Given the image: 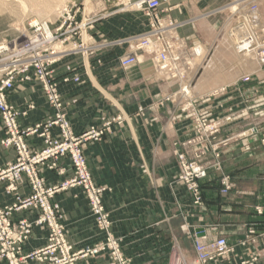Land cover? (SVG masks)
Listing matches in <instances>:
<instances>
[{
	"label": "crops",
	"instance_id": "crops-1",
	"mask_svg": "<svg viewBox=\"0 0 264 264\" xmlns=\"http://www.w3.org/2000/svg\"><path fill=\"white\" fill-rule=\"evenodd\" d=\"M221 2L169 0L170 11L161 13L162 16L168 14L174 19L187 22L177 28L178 32L190 44L201 43L210 49L206 65L213 58L216 61L217 57L223 62H230L222 54L231 53L227 51L229 37L219 39L222 31L221 17L218 13L212 14ZM165 7L166 4L161 6L163 9ZM126 17L125 13L114 12L112 17L104 21L97 20L89 29L92 35L87 31V40L92 37L97 40L103 37L131 40L146 29L147 22L143 17L139 24L135 23V19L132 22ZM123 50L124 47L111 50L101 57L100 64L96 62L97 56L84 60L78 71L80 81L61 83L59 92L67 117L77 135L98 123L102 115L110 116L121 111L126 117L121 125L114 123L111 133H106L100 140L84 142L82 150L93 181L110 187L103 194L102 200L112 219V232L122 237L121 248L130 259L129 264H167L174 244H178L184 258L189 260L194 256V240L216 237H224L229 244L235 245L236 256L220 257L213 264H237L255 254H262L256 264H264V241L254 246L242 247L237 244L252 222L264 220V216H257L254 211L255 206L264 205V147L259 145L260 135L257 134L264 125V119H259V111L262 109L259 100L264 94L259 91L257 82L246 84L237 79L253 70L232 77L238 72L241 62L238 59L239 62L232 69L219 72L221 81L214 82L213 77H208L206 85L197 89L194 87L195 94L204 95L198 106L208 116L220 117L224 122L223 134L244 132L222 153L224 170L232 177V188L227 194H220L219 183L210 175L201 185L202 205L196 206L184 188L174 180L177 162L172 153L174 142L184 141L191 136L190 120L179 115L172 104H158L162 94L172 89L173 85L158 80L147 58L127 68L119 66L118 56ZM79 61L80 57L75 55L56 63L54 67L57 76L65 63ZM224 79L235 80L226 85L224 92H214ZM6 96L18 110L26 109L29 104L34 105L25 116H18L17 122L21 128L34 124L52 112L41 88L34 81L16 83ZM139 105L146 108L144 116L137 115ZM250 129L253 132L250 133ZM56 132L55 128L52 129L53 135ZM3 136L0 118V140ZM26 140L33 149L42 146L41 140L35 136ZM14 158V149L4 148L0 144V168ZM57 165L63 169V175H58L57 169L49 170L46 166L37 168L47 186L59 184L72 173L68 158H60ZM148 173L152 175V181ZM4 185L5 182H0L1 205L14 201L13 195L4 192ZM18 191L23 196L30 193L25 178L18 186ZM52 201L59 203L63 211L65 236L73 250L103 237L95 226L81 189L75 187L58 192ZM35 214L31 210L16 211L11 220L32 218ZM198 231H202V234L198 235ZM47 234L45 226L35 227L23 245V252L43 247ZM107 261L108 257L102 255L81 259L77 264H105Z\"/></svg>",
	"mask_w": 264,
	"mask_h": 264
},
{
	"label": "built area",
	"instance_id": "built-area-1",
	"mask_svg": "<svg viewBox=\"0 0 264 264\" xmlns=\"http://www.w3.org/2000/svg\"><path fill=\"white\" fill-rule=\"evenodd\" d=\"M168 1L135 0L133 4L131 3L133 8H130L142 11L147 18L149 30L145 33L152 39L156 50L154 60H159L155 69L165 70V72L170 71L171 65H178L184 59L187 62L186 57L191 56L192 50H188L185 42L169 31L174 23L173 20L169 19L170 27H167L166 30L164 27L162 28L160 14L167 9L166 7L163 9L161 6L168 4ZM233 2L237 4L236 13L241 12L244 2H249L250 7L246 9V16H250V19L256 17V15H251L256 10V3L253 0H233ZM67 5L68 7L60 14L58 25L50 31L51 33L47 32L49 28L47 29L44 23L42 25L33 24L30 25L32 35L25 38L26 42L23 45L0 46V68L2 70L0 71V118L4 132L0 144L4 148H13L15 152L14 160L0 168V182H5L4 192L14 197V201L10 204H0V264H32L33 262L37 264H76L81 259L95 257L104 251L109 252L110 255V261L106 264H129L130 262L121 252L119 238L114 237L109 230V215L104 210L100 198L104 187L94 186L85 168L80 150L82 142L90 138H99L103 130L91 127L85 133L76 135L66 116L58 89L60 83L80 81L76 66L69 64L65 65V70L60 78L55 75L54 66L61 57L69 53L76 54L78 50L52 54L53 45L57 41L64 44L71 39L76 42V39L81 35L80 23L76 21L80 13V2L69 0ZM236 13L234 14L235 18L232 19L233 27L247 21L241 15L236 16ZM261 30V40L251 42L250 38L252 37L244 34L238 41L245 42L249 48L257 49L260 47L259 44L264 46V26ZM147 39H143L142 44H146ZM260 48L259 52L261 51L263 57L261 61H264V48ZM118 61L119 65L125 68L137 63L138 58L134 51H130L121 55ZM170 61L173 64L169 63ZM189 65L188 63L187 66L190 67ZM174 77L176 75L172 76V78ZM29 81H34L39 85L52 112L34 124L21 128L17 122L18 116H25L28 110L34 108V105L29 104L26 109L18 110L8 102L6 92L11 90L16 82ZM120 119L121 117L116 116L112 118V122H119ZM54 128L57 130L56 135L52 134ZM33 136L41 140L42 146L38 149L31 148L27 143L26 139ZM205 149L206 152H209L207 148ZM66 156L70 159L74 174L63 179L58 185L46 186L43 177L38 173V166H46L49 170L57 169L59 173H62L63 169L58 168L57 160ZM180 158H183L182 155ZM204 173V167L194 163L190 165V168L185 167L181 178L191 187L190 189L195 190L194 176H203ZM23 178L26 179L30 189V193L24 196L18 191V186L22 183ZM223 184L225 185L223 191H225L229 186L227 183ZM75 187L81 188L86 194L97 227L106 233L103 242L94 246H84L78 250H73L66 241L58 205L50 200L56 192ZM20 210H31L36 214L32 218L24 217L12 221V214ZM39 226H45L48 229L46 244L24 253L23 244L30 237L33 229ZM232 251L233 248L227 244L224 237L210 241H202L199 238L195 242L197 260L194 264H210L214 259ZM169 264H181V262H178V259H171Z\"/></svg>",
	"mask_w": 264,
	"mask_h": 264
},
{
	"label": "rangeland",
	"instance_id": "rangeland-1",
	"mask_svg": "<svg viewBox=\"0 0 264 264\" xmlns=\"http://www.w3.org/2000/svg\"><path fill=\"white\" fill-rule=\"evenodd\" d=\"M2 1L4 3H11V4L14 3L15 4L14 0H0V3H2ZM5 1H7V2H5ZM66 1H64V2H66ZM78 1L81 2V12H82V10L84 12V7H85L87 12L91 11L88 14V16L91 17L92 14L93 15L95 14L96 15L95 18L99 17L98 21H104V20L108 19L109 17H112V15H114V12L118 13V14H124L125 13L127 15L126 18L130 19L132 22L134 21L133 19H135L136 24H139L140 19H141V21L145 20V22H147L146 23V29L147 30L146 29L143 30L141 32V34L135 35L134 39H131V40H124L123 41V40H121L123 38L120 39V38H116V37L115 38H112V37L104 38L103 37V38L97 40L94 37H92L91 40L88 41L87 40L88 35H87V33H84L83 34L84 39H82V41H83L82 44H80L81 43L80 38L76 39V42L72 39L69 40L68 42H65L64 44H62V47L63 46L70 47L69 45L77 44V45L72 46L71 48L77 49L78 51L76 50L77 51L76 54L69 53V54L65 55L58 62H60L65 57L75 56V55L80 57V61L74 62V63H65L63 66V69L61 70V73L58 76H57L56 70H55L56 77L60 78V76L62 75V73L65 70L64 67L67 64H69L71 66H76L77 71H79V67H80V65H82L84 63V60H90V59L95 58L96 56L98 57L96 62L98 64H100L102 62L101 57L107 55L111 50L115 49L116 47H120V48L124 47L123 52L118 56V58L121 55L132 51V49H135V47H138V46L143 47V49L137 50V55L140 56V58H138L139 62L141 63L144 61L145 58H147L149 60V63H151L150 65H151L152 71L157 76L158 80L161 82H164V83L168 82V83H170L171 86L173 85L172 89H170L169 91L164 92L162 94V98L158 101V104H160V105L161 104L164 105L166 103L172 104L173 107L175 108V110L178 111L179 115H183L184 117H187L191 123V133H192L191 136L188 137L187 139H185L184 141H180V142L177 141V142L173 143L172 153L175 156L176 162H177V170L174 173L175 182L184 188L185 192L191 198L192 203L196 206L202 205L203 193H202L201 185H202L203 181L205 179H207V177L210 175H211L213 180H215L219 183V185H220L219 193L223 194V195L227 194L230 191V189L232 188L233 181H232L231 175L224 170L223 161H222V153H223L224 149H226L232 141L238 140L244 134V132L236 133V134H223L222 129L224 127V122L222 121V119L220 117L208 116L207 113L201 107L198 106V103L203 100L204 95L201 96V95L195 94L194 89L195 88L197 89V85H198L197 82H198L199 77L201 76L202 72L204 71V69H203L204 66L206 65V64H204L203 66L201 65L202 60L204 61L203 58H204V56H205L204 54L206 52V51H204V53H201V51L202 50H208V49L205 48L201 43H194V44L191 43L190 44L185 37H183L179 34V32H178L179 28H178L177 29V32H178L177 36L179 37V39H182L185 42L188 50H190V49L194 50L195 49V51H196L197 48L199 47V52L197 51V53H196L197 58H196V61L194 62L195 65H197V67L199 68V71L197 72V74H195L194 73L195 69L193 70L192 67L186 66V69L188 70V74L190 76L185 75L184 76V77H186L185 80L180 81L179 80L180 78H178V79H175L172 77L167 78L166 74L168 72H163L162 70L159 71V70L155 69V67H157V66H155L156 65L155 60H154L155 51H154L153 46L149 45V44L148 45L145 44V47H144L143 45H141L142 40L143 39L146 40V38H148L147 39L148 43L152 42V39L150 37H148L147 34L145 33L146 31L149 30V22H148L147 18L143 15V13L136 11V10H131L130 4L128 6H126L127 3H130V0H90L88 3H86L85 0H78ZM255 3H256V7H257V12L255 14L257 16L256 20H252L249 22L250 17L246 16V13H247L246 9L250 7L249 3L244 2V4L242 5V10H241L242 13L241 12L236 13V16L241 15L247 19V23L245 22L241 26H243V28H245L246 35H249V36L252 35V36H254V39L257 38V34L260 31V27L264 25V23H261V22H264V0H255ZM235 4H236V2H233V0H222L221 5L216 7V9L218 11L216 9H214L217 11L218 15L221 17V22H222L221 23L222 31H221V35L218 36L219 39L223 36L224 37L230 36L229 40H231V38L233 36V35L232 36L229 35V33L231 32V29L233 27V24H232L233 20L232 19L235 18V16L232 15L229 7H231V5H235ZM168 5H169V3H168ZM18 10L19 11H17V13H13V12L9 11V9H0V46L5 45V43H7L9 46V43L13 40L22 41L30 33V30H31L30 25H32L31 24L32 20L33 19H40V17L37 14H34V12H31V13L24 12L23 13V12H21V10L19 8H18ZM119 10L125 11V12H121V11L116 12ZM214 10L212 11L213 12L212 14H217ZM169 11L170 10H168L166 12H169ZM138 13L140 16H138ZM57 14L56 15L54 13L50 14L49 15L50 17L48 16L49 18H47L46 21L51 22V23L55 22V20L59 16V14L58 15ZM135 17H139V19H137ZM142 17L144 18L143 20H142ZM80 18H81V15H80ZM170 19H172L174 22L178 21L180 24L179 27H182L187 23L184 20H177V19L172 18L171 16H170ZM226 21H228V22H226ZM181 22L183 24H181ZM224 22H225V24H224ZM259 22H260V24H259ZM238 25H240V24H237L236 26H238ZM236 26H234V27H236ZM122 29L126 30L123 27H122ZM88 32L90 35L91 30H89ZM236 32H237V29H236ZM117 39H120L121 42H119V43L116 42L114 45H112L111 42L114 40H117ZM257 40H260V39L257 38ZM117 41H119V40H117ZM126 42H129V43H126ZM89 47H92V48H89ZM91 49H93L92 52H91ZM70 51H72V50H70ZM258 51H259V48H258ZM222 54L227 59V61L231 60L229 54L224 53V52H222ZM235 54L236 55H233V58L230 61L232 63L230 64V62L229 63L226 62L225 66L222 67L223 72H226V70L229 68L232 69V67H234L233 65L236 64V62L240 61V60L238 61L239 58H237L238 55H240V53L235 51ZM252 54L255 56V62H258L261 65L259 71L258 72H248V73L244 74L243 76H239V78H237V79L241 83H246V84H250V83L252 84L253 81L257 82V85L259 87V91L264 94V61H258L257 60L258 58L256 59L257 55L253 52H252ZM220 55H221V53H220ZM242 55L245 58L247 56H250L246 51H244ZM136 64H138V63H136ZM136 64H133V65H136ZM133 65H131V66H133ZM128 67H130V66H128ZM121 68H124V67H121ZM125 68H127V67H125ZM54 69H56V68L54 67ZM220 71L221 70H219V68L217 66L213 67L211 74H210V77H213L212 81H214V82L221 81V79L218 75ZM224 80L225 81H223V83L221 82L222 84H220L219 87H216L214 92L218 91V90L221 92H224L226 85L232 84V82L235 79L232 81H229V80L226 81V79H224ZM189 82L192 83L193 93H190L188 96L180 94L181 87L185 83H189ZM16 83H18V82H16ZM19 83H23V82H19ZM193 84H195V85H193ZM212 85H214V84H212ZM259 103L262 107V109L259 111V119L263 120L264 119V96H263V98H261L259 100ZM63 105H64V102H63ZM64 108H65V106H64ZM65 113H66V110H65ZM145 113H146V108L139 105L138 109H137V115L144 116ZM66 116H67V113H66ZM116 116L121 117L120 121L119 122H116V121L112 122V118H114ZM125 118H126L125 115L121 111L118 113H115L114 115H110V116L102 115L99 118L98 123L92 124L87 128V130H89L91 127H94L98 130H103L102 135L97 139L90 138L88 140H100L102 138V136L105 135L106 133H111L112 125L114 123L117 125H121L123 123V121L125 120ZM109 121H110V123L108 124ZM262 123H264V122H262ZM70 125H71V123H70ZM72 129H73V127H72ZM87 130H85L83 133H85ZM249 132L250 133L253 132L252 129H250ZM56 134H57V132H56ZM257 134L260 135V138L258 139L259 145L264 147V125L261 126V129H259ZM78 135H80V134H78ZM88 140H86V141H88ZM83 143L84 142H82L80 144V150H81V154L84 158L85 168H86L88 174L90 175V178H91L92 182L94 183V186L104 187V190L102 191V193L100 195L101 202L103 204V200H102L103 194L106 191H109L110 187L107 185H103V184H96L93 181L91 173L87 167L86 157H85L84 152L82 150ZM205 148H207V151H209V152H206ZM188 151H189V155H188ZM180 155H182V157H183L182 159L180 158ZM66 158H68L69 163H70L69 157L66 156ZM58 160H57V163H58ZM194 163L203 166L205 173L203 176L202 175L201 176H197V175L194 176L193 182L196 185V187H195L196 189L192 190V189H190L191 187H189V185L186 184V182L181 178V176L184 174L185 167L190 168V165H192ZM70 166H71V163H70ZM71 170H72L71 175L68 177H65V178H69L74 174L72 166H71ZM63 173H64L63 171H62V173H59L57 171L58 175H63ZM148 176H149L150 181H152V179H153L152 175L150 173H148ZM260 180H261V178H260ZM223 183H227V185L229 186V188L226 189L225 191H223L225 189V185ZM44 184H45V181H44ZM51 186H54V185H51ZM77 188H79V187H77ZM79 189H81V188H79ZM64 191H66V190H64ZM81 191L87 200L89 211L92 215V211L90 209L86 194L83 192L82 189H81ZM59 192H61V191H59ZM56 193H58V192H56ZM53 196L51 197L50 200L52 203H55L58 205L59 214L61 215L60 222L64 226V236H65L64 214H63V211H62L59 203L52 201ZM103 207H104V210L106 211V213H108V215H109V221H110V229L109 230L114 237L119 238L120 248H121L122 237H118V236L114 235V233L112 232V219H111L110 213L105 209L104 204H103ZM254 211H255V214L257 216H264V205L260 204V205L255 206ZM93 219H94V217H93ZM94 223H95V226L98 229V231L103 235V237L94 243H86L84 246H94L95 244H97L99 242H103L105 239L106 233L97 227L95 219H94ZM47 231H48V229H47ZM216 238H218V237H216ZM65 239H66V236H65ZM213 239H215V238H213ZM213 239H210V240H213ZM197 240L198 239L194 240V244H193L194 256L192 259H189L190 261L186 260L184 258L183 254L180 251V247L178 246V244H174L171 248L167 264H169L171 259H178V262H181V264H194V262L197 260V254L195 252V242ZM201 240L202 241H210V240H203L202 238H201ZM66 241H67V239H66ZM259 241H264V220L252 222L251 226H249L247 228L244 237L241 238L237 244L242 246V247H244L246 245H253L254 246L256 243H259ZM227 244L233 248V251L229 254H226V255L236 256L235 245H231L228 242H227ZM121 252H122L123 256L128 260L129 258L124 255L122 248H121ZM102 255H106L108 257L107 262L110 261V255H109V252H107V251H104L103 253H100L99 255H97L95 257H88V258H96V257L102 256ZM226 255H223V256H226ZM223 256H221V257H223ZM261 256H262V254H255L252 257H250L249 259H244V260L238 262L237 264H242L243 262H245L246 264H256L260 260ZM218 258H220V257H218ZM218 258H216V259H218ZM84 259H86V258H84ZM216 259H214L210 264H213V262L216 261ZM129 261H130V259H129Z\"/></svg>",
	"mask_w": 264,
	"mask_h": 264
},
{
	"label": "bare ground",
	"instance_id": "bare-ground-1",
	"mask_svg": "<svg viewBox=\"0 0 264 264\" xmlns=\"http://www.w3.org/2000/svg\"><path fill=\"white\" fill-rule=\"evenodd\" d=\"M15 1V4L14 3H4L3 1H2V3H0V9H9V11H11V12H13V13H17V11H19L18 10V8L21 10V12H28V13H31V12H34V14H37L39 17H40V19H33L32 20V25L33 24H36V25H42L43 23H44V26L48 29L47 30V32L48 33H51L50 31H52L57 25H58V19H59V17H60V14H62V10H64L65 8H67L68 7V2H69V0H14ZM64 1H66V2H64ZM78 1V0H77ZM90 0H85V2L86 3H88ZM134 1L135 0H130V3H127L126 4V6H128L129 4H130V8H133V6L131 5V3L133 4L134 3ZM254 2H255V0H253ZM5 2H7V1H5ZM168 3H169V1H168ZM249 3V2H248ZM85 6V5H84ZM166 9L167 10H165V11H168V10H170V6L167 4L166 5ZM230 8V10H231V13H233V14H235L236 12H235V10H236V8H237V4H235V5H231V7H229ZM217 10V9H216ZM216 10H214L216 13H217V11ZM136 11H139V10H136ZM87 11H86V9H85V7H84V12H83V10H82V12H81V2H80V13L78 14V17L76 18V21L77 22H79L80 24V33H81V35H80V40H81V44L83 43V41H82V39L84 38L83 37V34L84 33H87V31L89 30V29H91L92 28V26L94 25V23L98 20V18L99 17H96L95 18V14L93 15H91V17L90 16H88V14L91 12V11H88L87 13H86ZM139 12H141L142 13V11H139ZM256 12H257V7H256V10H254L253 11V13H251V15H255L256 14ZM12 13V14H13ZM52 13H54L55 15L58 13L59 14V16L57 17V19L55 20V22H53V23H51V22H47L46 20H47V18H49L50 16V14H52ZM242 13V12H241ZM57 14V15H58ZM54 15V16H55ZM80 15H81V18H80ZM49 16V17H48ZM160 17L162 18V28L164 27V30H166V28L167 27H170L169 26V19H170V15H165V16H162L161 14H160ZM250 17V16H249ZM253 20H256L257 19V16L256 17H254V18H252ZM252 19H250L249 18V22L250 21H252ZM172 20V19H171ZM261 21V20H260ZM89 23V24H88ZM246 23H247V21H246ZM261 23H264V22H261ZM181 24H183L182 22H181ZM244 24V23H243ZM259 24H260V22H259ZM179 22L178 21H176V22H174V23H172V28H170L169 29V31H172L175 35H178V33H177V28L179 27ZM242 24H240V25H238V26H236V27H234V28H232V30H231V34L230 35H233L232 36V38H231V40H229L230 39V36H229V39L227 40L228 41V43H229V48H228V52H231V53H228L229 54V56H230V59L232 60V58H233V55H236L234 52L236 51H238V53H240V55L241 56H239L238 58H239V60H240V58L242 59V60H240L241 62H240V65L238 66V72H236L235 74H233L232 75V77H235V76H238V75H240V74H243L244 72H246V71H249V70H253V72H257L258 71V69H260L259 68V63L258 62H255V56L252 54V52L253 53H255L257 56H256V59L258 60V61H261V59L263 58L262 56H261V51L259 52L258 51V48H259V50H261V48L260 47H263L264 48V46H263V44L262 45H258V46H260V47H258L257 49H255V48H249L248 47V45L245 43V42H239L238 40L240 39V38H242L241 37V35H244V34H246V30H245V28H243V26H241ZM91 26V27H90ZM264 26V25H263ZM263 26H261L260 27V31H259V33L257 34V38H259L260 40H261V29H263ZM31 28V27H30ZM236 29H237V32H236ZM234 30V31H233ZM31 32H32V28H31V30H30V33H29V35H32L31 34ZM237 33V34H236ZM28 35V36H29ZM28 36H26L25 38H27ZM36 36V35H35ZM250 37H252V38H250V40H251V42H254L255 40H257V38L256 39H254V36H252V35H250ZM25 38L22 40V41H15V40H13V41H11L10 43H9V45H16V44H18V46H21V45H23L24 44V42H26V40H25ZM234 41V42H233ZM246 41V40H245ZM119 43V42H121L120 40L119 41H113V42H111V44H115V43ZM143 42V41H142ZM250 42V41H249ZM28 43V42H27ZM259 43H260V41H259ZM262 43V42H261ZM152 45L153 46V44H152V42H150V43H148V42H146V45ZM6 45H8L7 43H5V46ZM141 45H143L144 47H145V44H142L141 43ZM231 45V46H230ZM35 46V45H34ZM70 47H68V46H63L62 47V43L60 42V41H57V43H55L54 45H53V53L52 54H56V53H64V52H68V51H70V50H75V49H73V48H71L72 46H74V44L73 45H69ZM232 47V48H231ZM67 48V49H66ZM153 48H154V51H155V53H156V50H155V47L153 46ZM157 48H158V46H157ZM235 48V49H234ZM87 49V48H86ZM140 49H143V47H141V46H138V47H135V49H132V51H134L135 52V55H136V57L137 58H140V56H138L137 55V50H140ZM235 50L234 52H232V50ZM197 51L199 52V48H197V50L195 51V49L194 50H191V56L190 57H186L187 58V62L190 64L189 66L191 67L192 66V69L194 70L195 69V71H194V73L195 74H197V72L199 71V68L197 67V65H195V61H196V58H197V55H196V53H197ZM204 51H206L205 52V56H204V61L202 60V62H201V65L203 66L204 64H206L205 62L209 59V56H210V49H208V50H202L201 51V53H204ZM244 51H246L250 56H247L246 58L245 57H243V52ZM128 53V52H127ZM194 53V54H193ZM126 54V53H125ZM158 54V53H157ZM124 55V54H123ZM245 55V54H244ZM2 56H5V54H2ZM62 58V57H61ZM230 60V61H231ZM200 61V60H199ZM186 62V60L184 59L183 60V62L181 63V61L179 62V64L178 65H171L172 67H169V69H170V71L168 72V76H167V78H169V77H172V76H174V75H176V77H174L175 79H178V78H180L179 80L180 81H183V80H185V78L186 77H184L185 75H187V76H190L189 74H188V70L186 69V66H187V63ZM216 62V63H215ZM137 63H140L139 62V59H138V62ZM155 63H156V66H158V63H159V60H155ZM169 63H172L171 61L169 62ZM225 63L226 62H223L222 61V59L221 58H219V57H217V60L215 61V59L213 58L206 66H204V71L202 72V76L199 78V80H198V82H197V87H202V86H204V85H206V83L208 82V77H210V74H211V71H212V69H213V67H218L219 69L221 68L222 69V67H224L225 66ZM261 63V62H260ZM136 64V63H135ZM173 64V63H172ZM257 64V65H256ZM160 65V64H159ZM258 66V67H257ZM226 68V67H225ZM0 71H2L1 70V68H0ZM221 71H223V70H221ZM163 72H165V70H163ZM221 74V73H220ZM194 77V76H193ZM229 79V78H228ZM174 80V79H173ZM178 80V81H179ZM230 80V79H229ZM9 91V90H8ZM7 91V92H8ZM7 92H6V95H7ZM190 93H193V86H192V83L191 82H189V83H185L182 87H181V89H180V94H182V95H189ZM6 98H7V96H6ZM8 100V99H7ZM9 102V101H8ZM10 103V102H9ZM11 104V103H10ZM14 106V105H13ZM15 107V106H14ZM16 108V107H15ZM17 109V108H16Z\"/></svg>",
	"mask_w": 264,
	"mask_h": 264
},
{
	"label": "water",
	"instance_id": "water-1",
	"mask_svg": "<svg viewBox=\"0 0 264 264\" xmlns=\"http://www.w3.org/2000/svg\"><path fill=\"white\" fill-rule=\"evenodd\" d=\"M202 234V231H198V235Z\"/></svg>",
	"mask_w": 264,
	"mask_h": 264
}]
</instances>
